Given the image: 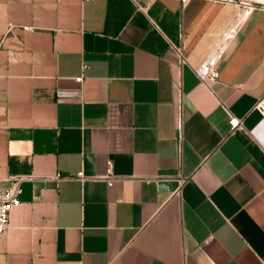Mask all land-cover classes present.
<instances>
[{"label":"crops","instance_id":"0c3cea01","mask_svg":"<svg viewBox=\"0 0 264 264\" xmlns=\"http://www.w3.org/2000/svg\"><path fill=\"white\" fill-rule=\"evenodd\" d=\"M147 1L0 0V264H264V0Z\"/></svg>","mask_w":264,"mask_h":264},{"label":"built area","instance_id":"2783aa9c","mask_svg":"<svg viewBox=\"0 0 264 264\" xmlns=\"http://www.w3.org/2000/svg\"><path fill=\"white\" fill-rule=\"evenodd\" d=\"M88 1V0H84ZM183 4H187L191 0H178ZM133 2L141 9H146L148 7L147 0H133ZM12 25L10 26V28ZM23 29L30 30L31 27L24 26ZM238 33V25L235 23L230 26L226 32L223 34L222 38L217 42L209 56L204 60V62L196 68L195 72L198 78L204 82L206 85L211 86L214 84L220 75L219 65L222 61L227 49L229 48L231 42L235 39ZM180 64H186L187 60L184 54L183 46H175ZM78 81H82L83 77L77 78ZM182 92L178 95V125L182 128ZM256 109L264 116V99L260 100ZM230 115L229 126L230 132L234 133L237 130L245 129L244 122L241 118L235 116L227 109ZM78 176L84 178V172L78 173ZM26 177L16 176L11 179L10 185L7 187H0V236L7 230L10 224V214L13 206L19 201L20 194L22 193L21 182ZM117 178L114 176L111 169L108 170L107 181L109 185H113Z\"/></svg>","mask_w":264,"mask_h":264}]
</instances>
